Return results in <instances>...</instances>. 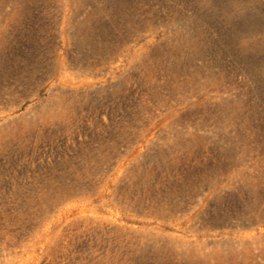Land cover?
Instances as JSON below:
<instances>
[{"label": "rangeland", "instance_id": "1", "mask_svg": "<svg viewBox=\"0 0 264 264\" xmlns=\"http://www.w3.org/2000/svg\"><path fill=\"white\" fill-rule=\"evenodd\" d=\"M0 264H264V0H0Z\"/></svg>", "mask_w": 264, "mask_h": 264}, {"label": "built area", "instance_id": "2", "mask_svg": "<svg viewBox=\"0 0 264 264\" xmlns=\"http://www.w3.org/2000/svg\"><path fill=\"white\" fill-rule=\"evenodd\" d=\"M104 68H105V72H106V74H109V79H110V81H112L113 79H114V62H113V60L110 58L109 60H108V62H106L105 64H104ZM13 102H11L10 104H9V109H14V108H16L15 106H14V104H12Z\"/></svg>", "mask_w": 264, "mask_h": 264}]
</instances>
